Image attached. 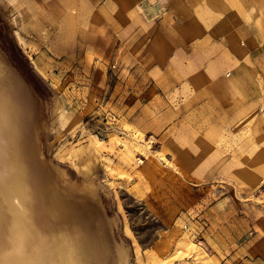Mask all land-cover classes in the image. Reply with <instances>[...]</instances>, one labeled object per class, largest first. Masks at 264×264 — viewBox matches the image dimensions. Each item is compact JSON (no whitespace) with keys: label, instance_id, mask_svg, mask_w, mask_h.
I'll return each instance as SVG.
<instances>
[{"label":"rangeland","instance_id":"1","mask_svg":"<svg viewBox=\"0 0 264 264\" xmlns=\"http://www.w3.org/2000/svg\"><path fill=\"white\" fill-rule=\"evenodd\" d=\"M137 1L0 0V70L10 76L0 86L10 89L0 97V190L17 138L32 228L44 238L53 226L52 188L68 217L66 235L52 236L77 264H264L253 225L264 213L247 180L233 193L225 180L253 172L250 135L200 127L199 69L184 82L145 75L157 17L152 0ZM125 10L121 28L103 23L105 11ZM4 232L0 264H10L18 257Z\"/></svg>","mask_w":264,"mask_h":264},{"label":"crops","instance_id":"2","mask_svg":"<svg viewBox=\"0 0 264 264\" xmlns=\"http://www.w3.org/2000/svg\"><path fill=\"white\" fill-rule=\"evenodd\" d=\"M150 8L157 29L141 55L145 75H175L184 82L199 69L200 127L249 133L247 163L253 172L237 170L225 180L232 193L234 181L247 180L258 201L254 206L264 213V0H152ZM125 14L105 11L103 23L121 28ZM254 181L262 182L259 193ZM253 225L263 233H255V240L264 246V215Z\"/></svg>","mask_w":264,"mask_h":264},{"label":"bare ground","instance_id":"3","mask_svg":"<svg viewBox=\"0 0 264 264\" xmlns=\"http://www.w3.org/2000/svg\"><path fill=\"white\" fill-rule=\"evenodd\" d=\"M0 111L3 114V111L2 110ZM3 129L5 128H2V130ZM9 143L11 145L10 153H9L10 161L7 167L8 168L7 177L5 181L1 184L0 195H2L5 198V200H8L9 196L12 197V203L15 204V209L10 213V222H12L11 226L10 227L4 226L1 217H0V225L2 227V230L5 231L4 235H6L7 237L10 236L13 237L14 235L13 238L18 241L17 244V242H15V240H12L11 237L8 238L10 239V243H7L8 246L11 245L10 247L14 248L13 252L16 253L18 257L16 261L14 259L16 256L10 257V264H77L74 257V249L72 247L67 246L65 239L63 237L61 238L59 234H58L59 237L58 239L56 238L57 236L56 237L52 236L54 235V231H60L63 232L62 233L63 235H66V222L68 221V217H66L63 208L61 207L60 201L56 197L57 195H55L52 188H50V190L45 192L48 199L47 200L48 203L45 208L47 210L48 219H50V221L52 220L54 224L50 229L49 228L44 229L45 230L44 238L42 237L38 238L39 232L35 231L32 228L34 224L32 225V222L30 223V221L32 216L34 217L36 215H33V211H30V209H27L26 207L27 205L33 203V198H32L33 195L28 196L26 192L27 180L24 177V172L27 171V165L25 164V161H23L18 156V150H17V145L19 143L18 139L16 138L13 143L12 142ZM31 154L33 153L31 152ZM44 181L46 182V180ZM43 184L45 185V183ZM18 216L20 217L18 219L19 221L16 220ZM38 226H40V228L45 227L42 225H38ZM46 239L48 242V246L45 249H43L44 247L39 248L42 243L46 242ZM23 242H28V243H25L26 244L25 245ZM37 244L39 247L37 246ZM24 246H26V248ZM37 248L39 249L37 250ZM36 250H37L36 256H32V254ZM91 252L93 251L91 250Z\"/></svg>","mask_w":264,"mask_h":264},{"label":"water","instance_id":"4","mask_svg":"<svg viewBox=\"0 0 264 264\" xmlns=\"http://www.w3.org/2000/svg\"><path fill=\"white\" fill-rule=\"evenodd\" d=\"M4 80H7L9 82L10 81V76L5 74V73H3L0 70V86H4L5 85V81ZM6 94H9V95H6ZM2 96H10V89H6L5 90L3 88H0V97H2ZM13 202H16V201H13ZM3 204H4V206H1L0 210L2 209V211L5 212V213L7 212V214H10L15 209V204L12 203V197H10V196H9L8 200H5V198H4V203Z\"/></svg>","mask_w":264,"mask_h":264},{"label":"built area","instance_id":"5","mask_svg":"<svg viewBox=\"0 0 264 264\" xmlns=\"http://www.w3.org/2000/svg\"><path fill=\"white\" fill-rule=\"evenodd\" d=\"M228 75V74H227Z\"/></svg>","mask_w":264,"mask_h":264}]
</instances>
